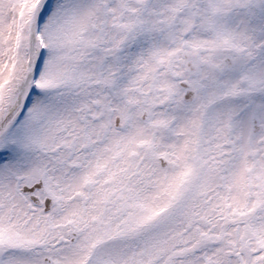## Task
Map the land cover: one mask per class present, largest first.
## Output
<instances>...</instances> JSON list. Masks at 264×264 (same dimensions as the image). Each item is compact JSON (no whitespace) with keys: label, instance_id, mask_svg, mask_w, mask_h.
Segmentation results:
<instances>
[{"label":"snow or ice","instance_id":"6c2138e0","mask_svg":"<svg viewBox=\"0 0 264 264\" xmlns=\"http://www.w3.org/2000/svg\"><path fill=\"white\" fill-rule=\"evenodd\" d=\"M0 264H264V0H0Z\"/></svg>","mask_w":264,"mask_h":264}]
</instances>
